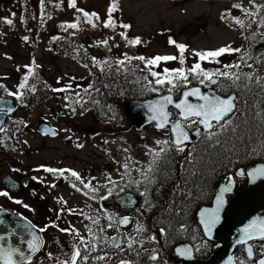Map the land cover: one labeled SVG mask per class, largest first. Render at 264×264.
I'll return each mask as SVG.
<instances>
[{"label":"snow or ice","instance_id":"snow-or-ice-1","mask_svg":"<svg viewBox=\"0 0 264 264\" xmlns=\"http://www.w3.org/2000/svg\"><path fill=\"white\" fill-rule=\"evenodd\" d=\"M59 5H57L58 7ZM69 8L75 9L79 14L75 22L64 23L59 27L79 31L81 19L83 22L96 29L102 24L104 29L115 31L116 21L113 13L118 11L116 0L107 9V19L101 20L96 12H87L77 6V0H68ZM41 19H44V0H40ZM232 9L240 12L239 16L232 15ZM15 16V13H12ZM48 19H51L49 16ZM221 21L225 22L233 30L239 29L242 39L249 47H232L225 45L215 50L194 51L191 56L196 62L190 67H185L188 57L185 55L189 50L187 45L178 43L169 38L168 44L174 46L178 55H156L152 58L145 56H130L124 54V58L115 61L92 58V68H97L102 75L114 72L116 75H126L134 69L130 67L132 61H139L143 68L135 70L141 73L146 82L147 91L153 92L158 99L147 105L150 113L148 122L153 123L158 132L163 133L162 138H155L153 145H144L146 161L134 159L126 155L121 161H114L119 180L106 175L103 184L96 183V177L85 179L75 170L68 168H54L41 166L34 169L36 172L43 171L55 179H63L77 193H81L87 200L102 202L108 200L114 194L119 196L125 189H135L142 197L140 208L136 209L137 216L119 217L109 213L101 207L96 209L95 215L85 212L83 209H68L69 215L82 216L90 223L85 225L87 235H82L79 230L69 224L68 228H61L58 223L52 222L45 227L38 228L26 218L24 224L16 223L13 228L9 222L0 218V227L6 230V234H0V264H33V257L44 247V240L37 233H44L49 227L65 233L74 240L70 250L64 251L61 245L62 255L53 256L47 253V259L54 264H97L107 261L111 257L108 252L101 255H93L103 248L111 249L120 254L127 253L133 259L122 258L119 264H169L162 258V247H168L178 237L189 232V226L185 217L193 203L202 199L207 194V189L212 176L218 168H227L229 165L239 163L252 155L264 152V75L255 70L256 64L264 63V52L254 50L252 43L259 37L264 40V0H248L247 6L242 2L233 3L229 10L220 15ZM23 23V18L21 19ZM3 23L12 26L13 19L3 18ZM120 28L129 29L128 24H120ZM121 39L126 41L127 46L136 47L142 43L139 37L130 39L126 31L119 33ZM27 42L28 37L23 38ZM60 37H53L59 40ZM114 39V37H111ZM108 47V40H101L98 46ZM118 46V45H117ZM51 50V49H49ZM110 50V49H109ZM235 55L237 58L231 63H223L220 59L224 55ZM75 58V57H73ZM177 62L180 67L170 69L162 68L156 71L162 64ZM35 66V61L33 60ZM205 64L215 65L212 69L205 68ZM88 68V64H84ZM27 75L23 77L16 92L8 91L0 84L8 96L23 103L26 92L35 93V86H29L30 78L36 75L33 66H26ZM251 69V71H245ZM94 75L93 72H89ZM151 77V79H149ZM75 80V77L71 78ZM141 83V81H136ZM57 83H60L58 80ZM195 83L196 86H192ZM79 87V86H77ZM104 87H109L105 84ZM53 93H71L72 85L51 88ZM100 92V88L94 87V82L87 88L75 91V97L66 95V108L71 113H76V105L84 108L91 100L98 104V100L92 98V93ZM4 101L0 100V133H7L3 116L15 111L11 106L4 107ZM27 106V105H24ZM111 109V105L108 106ZM83 114V113H81ZM27 127L23 121L19 122ZM254 130L257 134L254 136ZM67 131V130H65ZM44 135H48L45 130ZM52 135H56L52 130ZM71 139V137H69ZM26 143V142H25ZM108 143V141H104ZM0 144H5V139L0 138ZM83 148V144H77ZM127 153L128 149L122 150ZM19 172V169H13ZM236 176L250 178L251 182L264 179V165L253 168L245 173L239 169ZM38 183H43L42 178L32 177ZM235 180L233 176L226 177V183L221 185L215 195L214 207L204 208L199 213V223L202 225L203 237L201 243L195 246L182 245L174 250L175 256L182 260H191L193 252L207 247V240L213 235V230L221 221V211L226 204V194L233 190ZM169 186H171L169 188ZM10 187L15 188L12 184ZM27 187V185H25ZM50 187L55 188L56 184ZM169 188L168 197L164 199V189ZM101 189H106L105 195H100ZM0 197L7 198L16 205H22L23 201L14 199L9 191H0ZM164 201V204H161ZM58 203L67 204L62 198ZM119 203L125 208L135 205L136 201L131 197H122ZM23 207L28 208L27 204ZM89 209L92 208L88 204ZM156 208L161 211L152 224V231L141 219L145 213H152ZM64 209L57 213V220L63 215ZM105 224H101V220ZM131 232L121 231L128 225L133 224ZM23 228L29 239L19 237L20 244H26V249L14 245L11 237L17 235V229ZM114 230L117 235L106 236L105 232ZM158 230V231H157ZM195 240V236H193ZM163 241V244H161ZM154 245L150 249L145 245ZM234 246H239V257L230 255L226 264H264V217H254L248 223L238 229ZM147 253L146 256H143Z\"/></svg>","mask_w":264,"mask_h":264},{"label":"rangeland","instance_id":"rangeland-1","mask_svg":"<svg viewBox=\"0 0 264 264\" xmlns=\"http://www.w3.org/2000/svg\"><path fill=\"white\" fill-rule=\"evenodd\" d=\"M82 1L88 6V9L99 13L100 17H106L107 9L113 2V0ZM30 2L29 5H32L34 10L30 6H27L25 10L33 15L40 0H30ZM237 2H241V0H116L118 11L113 15L122 24H128L131 27L127 30L116 27L114 32H108L103 27L99 30H87L88 33H91L90 36L96 40H108V47L92 44L87 51L96 59L106 58L112 61L124 58V54L129 55L130 51H133L136 56L142 55L147 58L156 55H178L175 47L168 44L169 38H172L178 43L187 45L189 51L185 54L188 57L185 67H190L196 62V58L191 56L194 51L215 50L229 44L234 48L249 47L244 44L239 29L229 28L220 19L221 13L229 10L230 6ZM242 2L247 6L248 0H242ZM20 6L21 2L19 1L0 0V15L15 13L14 18L17 19L22 15ZM231 11L233 16L240 15L238 10L232 9ZM70 12L71 9L64 11V14L61 13L60 19L67 20L70 17ZM40 16L39 8L38 17ZM57 20L58 18L51 19L48 22L49 32L55 29ZM16 27L18 29L20 26ZM5 29L9 31L6 24ZM122 31H126L131 39L139 37L142 43L136 47L127 46L126 41L115 36L116 33ZM111 37H114L115 40ZM30 55V52L18 43L0 47V79L2 80L1 84L8 91L14 92L17 89V83L11 78L16 75L14 71H17L18 74L22 73V69H18L22 68L24 64L26 67L28 63H31ZM31 56L36 65L43 67L46 78H50L51 88L65 87L71 84L74 91L53 93L49 90L45 100L40 104L32 103L33 105L21 107V103H18L19 118L22 116L29 126L22 132L21 137L14 136L10 138V141H5V144H0V191H5L1 179L6 177V174L21 181L20 190L9 193L14 199L23 201V204H27L29 207L24 209L23 204L16 205L3 197H0V205L11 212L27 214L39 228L52 222L58 223L61 228H68L71 224L82 235H87L85 225L89 222L82 216L69 215L68 209H83L85 212L96 214L95 210L100 208V202L87 200L81 193L75 192L68 182L64 180L62 182L48 173L36 172L34 169L41 166L72 169L80 173L86 180L96 177L93 184L97 182L103 184L105 176L109 174L114 180H119L116 171L118 165L114 161L123 162L126 155L146 161L144 145H153V140L162 138L163 133L158 132L152 125L137 130L129 120L104 119L95 111L83 114L76 112L77 115L71 113L66 108L63 97L66 95L74 97L75 91H79L88 74L86 68L72 57H51L43 46L37 48ZM236 58L235 55L226 54L220 59L227 64ZM139 65L143 68L142 64ZM164 67L174 69L180 65L177 62H169L155 70L161 71ZM204 67L212 69L215 65L205 64ZM255 70L264 75V63L256 64ZM145 74H147L146 71ZM72 77H75V80H72ZM58 80L60 83H57ZM41 120H46L57 128L55 137L41 136L34 129L29 130L30 126ZM0 138L2 137L0 136ZM104 141H108V143L106 144ZM77 144H83L84 147L78 148ZM125 148L128 149L127 153L122 151ZM13 169L20 171L14 172ZM33 176L42 178L44 182L38 183L32 179ZM51 184H56V187H50ZM128 193H130L129 189H125L119 195ZM105 194L106 189H101L100 195ZM60 198L67 202L66 206L57 202ZM41 201L46 206L39 205ZM88 204L92 205L91 209L87 207ZM62 208L64 209L63 215L57 220V213ZM105 209L119 217L136 216L134 209L125 210V212H117L112 207ZM132 226L133 224H130L122 229L131 232ZM109 232H113V235L116 233L114 230ZM43 234L46 238L45 246L43 251L33 258V264H54L53 261L47 259V253L51 252L53 256H61V245L63 250L67 251L70 250L72 243L77 242L73 237L51 227Z\"/></svg>","mask_w":264,"mask_h":264},{"label":"trees","instance_id":"trees-1","mask_svg":"<svg viewBox=\"0 0 264 264\" xmlns=\"http://www.w3.org/2000/svg\"><path fill=\"white\" fill-rule=\"evenodd\" d=\"M16 2H21V9H20V14L22 15L18 16L17 19L12 16V14H6V15H0V47L1 46H7L13 43H18L21 46L25 48V50H28L30 54L32 53L39 47L43 46V48L50 54L51 57L57 58V57H75L79 63L82 65L88 64L89 67L86 68L88 71V74L86 75V79L84 80V83L81 85L79 90H82L83 88H87L90 83L94 82V87L100 88V92L92 93V98L94 100H98L99 103H93L91 100L89 101L88 104L84 106V108H80L79 105H76V112L77 113H89L92 111H95L100 114L101 117L104 119H116L117 121L120 119H126L128 120L125 115H124V110H123V103L125 101H130V100H143L147 98H152L156 96L155 93L147 91L145 84L146 82H143L142 78L145 74V72L141 73L139 71H136L135 69L137 67H140L139 64H141L138 61H132V67L134 70L132 72H129L126 75H116L114 72H109L107 75H102L97 68H92V55L87 51L88 48L92 44H97L99 40H96L93 38V36H90L91 33H88L89 29L93 31L94 29L83 22V18L81 19V25H80V30H72L69 29L68 31L62 30L59 25L64 24V23H73L75 22V17L79 15L75 9L69 8L68 5V0H44V10H43V16L44 19H41V16L38 17V11L40 8V4L37 5V12L35 10V14L31 15L28 11L26 12L27 6H32L29 5L31 2L30 0H14ZM57 5H59L57 7ZM77 6L84 11H87L89 13L95 12L94 10L88 9L87 5L82 1V0H77ZM34 7V6H33ZM36 7V5H35ZM32 8V7H31ZM33 9V8H32ZM71 9L70 12V17L67 20H62L60 19V14L63 13L64 11H67ZM34 10V9H33ZM41 10V8H40ZM97 13V12H96ZM99 15V13H97ZM42 15V12H41ZM12 16V17H10ZM51 17V19H57V22L55 24V29L52 30V32H49V28L47 27L48 22L51 19H48V17ZM100 16V15H99ZM3 18H9L13 19V25L9 27V31L5 29V23H3ZM23 18V23L21 22V19ZM106 17H101V20H106ZM113 19L117 23V27H119L120 24H122L117 17L113 15ZM17 23V25H16ZM18 29H16V26ZM102 26H98L96 29H100ZM108 32H114L112 29H105ZM19 31V32H17ZM87 36V37H85ZM117 38L121 39L119 33H116L115 35ZM24 37H28L27 42L23 39ZM53 37H60L61 39L59 40H53ZM93 39V40H91ZM131 39V38H130ZM261 43L257 46L258 48L260 47L261 50L264 48V40H261L259 37L257 38ZM115 40V39H114ZM124 41V40H123ZM245 42V41H244ZM248 45L246 42L244 43ZM254 50H257V48L253 47ZM51 49V50H49ZM130 56H136L133 51H130L128 53ZM30 62L26 66H33L34 71L36 75L29 80V86H35L36 91L35 93L31 92H26L25 93V98L23 103H21V107H26L24 105H33L32 103H42L43 100H45L46 93L50 90L52 84L50 78H46V74L44 73V69L42 66H38L35 64L33 65V60L32 56ZM29 58V57H28ZM106 58H101L100 60H104ZM99 60V59H98ZM22 69V73H19L17 71L15 72V76L11 78L12 81L16 82L17 86H19V83L23 79L25 75H27V68L25 67V64L23 65L22 68H19L18 70ZM93 72L94 75H90L89 72ZM43 76V77H42ZM151 79V77H149ZM141 81V83H137L136 81ZM1 79H0V84H1ZM107 84L109 87H104V85ZM194 84V83H193ZM18 88V87H17ZM17 89L14 91L16 92ZM7 96V93L3 90L0 89V96ZM75 97V96H74ZM18 102V101H17ZM20 104V102H18ZM31 103V104H30ZM109 105H111V109H109ZM76 113V115H77ZM257 132L254 130L253 135L255 136ZM257 163H262L264 164V152L258 153L256 155H252L248 157L247 159H244L240 161L239 163H235L233 165H229L227 168H218V171L212 176L208 189H207V194L200 200L196 201L193 203L188 211V215L185 217V222L189 226V232L186 233L184 236L178 237L168 247H162V258L168 260L169 264H178V259L176 258L174 254V249L178 245L181 244H187V245H198L201 243L202 238L206 239L203 237V234L200 230L199 225L195 221V215L197 210L203 206L207 201H210L216 184L221 181L223 178H226L229 174L236 173L237 170L239 169H245L249 166L255 165ZM171 186H169L170 188ZM169 188L164 189V199L166 200L168 197L169 193ZM130 193L135 195L138 199V206L133 208L134 211L136 212L137 208L141 207L142 204V197L139 196V194L135 191V189L129 190ZM161 204H164V201H161ZM39 205L46 206L43 201L39 203ZM105 208H114L117 212H125V210H122L118 208L115 204L107 205L103 202H100L99 207ZM161 209L156 208L152 211V213H145L141 219L145 222L146 226L149 228L150 231H152V224L154 218L159 215ZM109 213H113L112 211H108ZM90 213V212H88ZM91 214V213H90ZM115 214V213H113ZM45 215V213H44ZM95 215V214H92ZM137 216V212H136ZM135 216V217H136ZM45 218V217H44ZM89 222V221H88ZM90 223V222H89ZM105 220H101V224H105ZM135 221H133L134 225ZM35 224H37L35 222ZM133 227V226H132ZM121 231H125L121 229ZM158 231V230H157ZM106 236H112L113 232L106 231L105 232ZM114 235H117L115 233ZM193 236H195V240H193ZM161 244H163V241H161ZM154 245H148L146 244L145 247L151 248ZM212 249L211 243L207 240V247L202 248L200 251H195L194 254L197 257H200L202 259H207L208 256L210 255V251ZM105 252H108L110 255V259L107 261H101L97 262V264H119V261L122 258H127V259H133L130 255L127 253L125 254H120L118 252H114L111 249L108 248H103L100 251L93 253V255H101L104 254ZM147 253H144L143 256H146Z\"/></svg>","mask_w":264,"mask_h":264},{"label":"water","instance_id":"water-1","mask_svg":"<svg viewBox=\"0 0 264 264\" xmlns=\"http://www.w3.org/2000/svg\"><path fill=\"white\" fill-rule=\"evenodd\" d=\"M156 99H158V97L154 96L152 98H147L143 100H130V101H125L123 103L122 107L124 110V115L130 121L131 125L135 129L139 130L148 125H152L154 127L153 123L148 122V116L150 115V113L147 111V105L155 101ZM0 100L5 102L3 105L4 107L11 106L15 108L14 102H10L1 97ZM36 127L38 128V131L41 135H44L43 134L44 131L48 130L49 132L48 136L50 137L55 136L52 135L51 132L52 130H55L56 132V129L46 122H40L39 124H37ZM154 129L156 128L154 127ZM261 165L264 164L257 163L251 166L248 169V171ZM224 183H226V178L222 179L215 186V192H214L212 204L208 207H200L195 215V221L200 226L202 233H203V229H202V225H200L199 223L198 213L204 208L211 209L215 206L214 205L215 195L217 194L219 187ZM2 184L6 190L12 193L16 192L19 187V184L9 176L2 178ZM12 184L16 185V187L15 188L10 187V185ZM128 196H131L136 201V203L133 206L125 208L119 203V200L122 197H128ZM103 202L108 205L115 204L120 209H133L137 207L139 204L137 197L130 193L119 196H112L108 200ZM257 216L264 217V179H258L255 182H251L250 178L247 177V183L243 187L238 188L235 191L230 203H228L226 200V204L223 210L221 211V221L213 230L212 238L209 240L216 243L211 255L207 259H202L196 257L193 252V258L191 260H182L176 256V258L178 259V264H226L228 257L232 255L233 249L235 247L234 240L237 238L238 229L241 228L246 223H248V221H250L252 218ZM20 217H21L20 215L12 213L0 206V218L7 220L13 228L15 227L16 223H20V224L25 223V221L20 220ZM26 221L29 220L26 219ZM16 231H17V235L11 237V242L14 245L26 249V244L19 243V237L24 236L25 240L29 239L30 237L26 235L25 230L23 228L17 229ZM0 234H6V230L3 227H0ZM37 234L41 235L42 239L45 242V238L43 234L39 232ZM182 245H187V244H181L178 246H182ZM38 253H36L34 257Z\"/></svg>","mask_w":264,"mask_h":264},{"label":"flooded vegetation","instance_id":"flooded-vegetation-1","mask_svg":"<svg viewBox=\"0 0 264 264\" xmlns=\"http://www.w3.org/2000/svg\"><path fill=\"white\" fill-rule=\"evenodd\" d=\"M244 43H245V42H244ZM260 43H261V42L257 39L256 41H254V42L252 43V47L257 48V50L260 51V52H264V49L261 50L260 47H259V48L257 47ZM263 48H264V47H263ZM246 71H248V69H246ZM192 86H196L195 83H194ZM0 97L3 98V99L8 100V101H10V102H14V103H15V108H14L15 111H13L12 113H10V114H8V115H4V116H3V120H4V125H3V126H4L5 128H7V129H9V131H8L7 133H0V136H1L2 138H4L5 141H10V138H11V137H14V136L21 137V136L23 135L22 132L25 131V129L28 128L29 125H28L27 122H25V120L23 119L22 116L19 118V115H18V112H19V105H18V102L15 100L14 97H10V96H8V95H7V96L3 95V96H0ZM16 116H17V117H16ZM20 121H23L24 124H27V127H24L23 124H20V123H19ZM40 122H46V120H41V121L36 122V124H34V125H32V126L29 127V130H30V129H34L38 134H40L39 131H38V128L36 127L37 124H39ZM46 123H48V122H46ZM48 124H50V123H48ZM50 125H51V124H50ZM51 126H52V125H51ZM53 127H54V126H53ZM54 128H56V127H54ZM56 130H57V128H56ZM56 133H57V131H56ZM40 135H41V134H40ZM41 136H44V135H41ZM45 136H46V135H45ZM54 137H55V136H54ZM249 167H250V166H249ZM249 167H247V168L244 169V170H245V173H247ZM237 171H238V170H237ZM237 171H236V172H237ZM6 176H8V175L6 174ZM9 176H10V175H9ZM228 176H233V177H234V180H235V183H234V186H233V190H232V192L226 195V198H227L226 200H227L228 203H230V201L232 200V197H233L235 191H236L238 188L243 187V186L247 183V175H245L244 177H239V176H236L235 173H233V174H229ZM228 176H227V177H228ZM13 179H14L16 182L19 183V188H18V190H17V192H18V191L20 190V188L22 187V183H21V181H18V180L15 179V178H13ZM60 180L63 182V179H60ZM64 181H65V180H64ZM66 182H67V181H66ZM214 192H215V190H214ZM213 197H214V193H213V196H212L211 200H210V201H207L205 204H203L202 207H208V206H210V205L212 204ZM23 208H24V207H23ZM24 209H26V208H24ZM127 210H130V209H127ZM15 213H16V212H15ZM196 213H197V212H196ZM17 214H19V215H21V216H23V217L29 219L32 223L35 224V221H34L31 217H29L27 214H25V213H23V212H18ZM36 216H37V214H36ZM197 224H198V223H197ZM199 227H200V226H199ZM200 230H201V228H200ZM201 232H202V231H201ZM202 234H203V233H202ZM208 241H209V240H208ZM45 242H46V238H45ZM209 242H210L211 245H212V249H211V251H210V255H211V253H212V251H213V249H214L216 243H215V242H212V241H209ZM240 254H241V251H240L239 246H235L234 249H233L232 255L239 257ZM194 255H195V254H194ZM210 255H209V256H210ZM209 256H208V257H209ZM196 257H197V256H196ZM199 258H200V257H199Z\"/></svg>","mask_w":264,"mask_h":264}]
</instances>
